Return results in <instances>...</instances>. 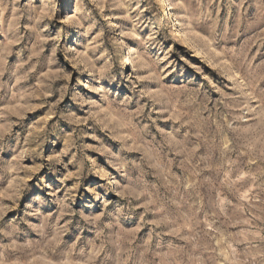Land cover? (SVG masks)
I'll list each match as a JSON object with an SVG mask.
<instances>
[{"label": "rangeland", "instance_id": "1", "mask_svg": "<svg viewBox=\"0 0 264 264\" xmlns=\"http://www.w3.org/2000/svg\"><path fill=\"white\" fill-rule=\"evenodd\" d=\"M172 2L0 0V264H264V0Z\"/></svg>", "mask_w": 264, "mask_h": 264}, {"label": "bare ground", "instance_id": "2", "mask_svg": "<svg viewBox=\"0 0 264 264\" xmlns=\"http://www.w3.org/2000/svg\"><path fill=\"white\" fill-rule=\"evenodd\" d=\"M158 1L162 5V10H161L162 17L164 19L171 18L172 21L174 22L172 32L175 33V35L178 36L179 38H182L183 45H187V43H190L192 39L190 34L186 30L184 17H180V18L174 17L175 12H174V6L172 0H158ZM67 21H69V18L67 16H64L62 22H67ZM123 47H125L124 50L126 51L131 48V43L130 42L125 43ZM124 53L125 52L121 54V58L125 57Z\"/></svg>", "mask_w": 264, "mask_h": 264}]
</instances>
